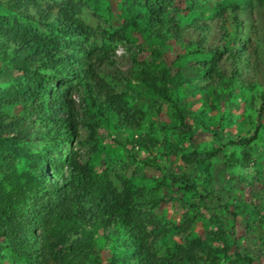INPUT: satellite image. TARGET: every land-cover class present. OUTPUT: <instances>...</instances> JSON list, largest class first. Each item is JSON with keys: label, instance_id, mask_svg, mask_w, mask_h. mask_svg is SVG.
<instances>
[{"label": "rangeland", "instance_id": "obj_1", "mask_svg": "<svg viewBox=\"0 0 264 264\" xmlns=\"http://www.w3.org/2000/svg\"><path fill=\"white\" fill-rule=\"evenodd\" d=\"M71 1L80 4L79 16L98 32L87 37L47 25H58L59 9ZM140 2L145 0H37L22 7L0 6L7 25L33 26L44 35L57 36L61 43L57 57L83 60L100 49L88 62L122 93L130 111L141 116L139 124L130 125L104 111L99 105L104 97L86 77L87 64L76 67L66 62L50 70L60 76L51 91L67 89L69 99L76 102L78 135L69 127L61 134L56 129L49 131L33 108L36 104L26 97L3 108L7 121L24 119L29 132L26 139L8 143L47 153L50 166L58 160L66 168L68 159L77 153L97 173L108 174L118 191L124 193L131 187L134 195L122 211L132 206L154 219L148 229L159 256L176 243L197 239L209 240L219 249L200 264L212 260L234 264L236 254L241 258L238 264H264L263 124L257 138H252L264 108V6L258 0H171L164 9L166 37L158 40L160 25L149 27L142 21ZM113 33L123 38H110ZM0 40L14 44L3 36ZM213 55L228 77L234 69L240 71L241 80L233 87H217L199 72L200 62ZM135 58L147 69L148 81L138 77ZM5 63L2 60L0 87L13 95L26 93L31 86L29 77ZM44 63L35 66L43 69ZM157 65L166 72L167 94L172 100L156 88L162 77ZM94 120L99 121L95 137L87 124ZM170 143L176 145L175 153H166ZM244 143L256 155L262 151L263 157L253 158L247 166L236 162L231 153H242ZM185 153L197 154V159L187 163L182 157ZM180 176L190 190L176 179ZM189 220L191 227L179 232L178 227ZM94 236L100 256L95 264H111L113 251L118 255L127 252L124 241L129 232L124 228L101 229ZM224 243L230 248H223ZM37 259L30 264H41L42 257ZM0 264L27 263L6 252Z\"/></svg>", "mask_w": 264, "mask_h": 264}, {"label": "trees", "instance_id": "obj_2", "mask_svg": "<svg viewBox=\"0 0 264 264\" xmlns=\"http://www.w3.org/2000/svg\"><path fill=\"white\" fill-rule=\"evenodd\" d=\"M36 1L0 0V6L5 3L22 7ZM170 1L145 0L144 3H139L143 9L140 13L142 21L149 27L160 25L159 33L155 36L158 40L166 37L164 29L167 22L164 9ZM258 3L264 6V0H258ZM80 12V4L71 1L59 9L60 23L47 25L66 34L87 37L94 35L98 28L84 21L79 16ZM8 22L5 15H0V38L3 36L8 42L14 43H3L0 40V68L4 60L9 68L21 71L29 77L31 86L22 95L7 93L0 87V259L7 252L11 258L22 259L27 264L33 263L39 257H42L41 264H95L100 258L96 249L95 233L117 226L129 232L128 241H124L127 252L118 255L113 251L111 264H200L209 254L217 255L219 249L214 248L209 240L192 239L186 244L176 243L165 255L159 256L153 250L148 229V222L154 219H150L146 211L132 206L122 211V206L134 195L131 187L124 193L118 191L108 174L97 173L93 166L89 162H83L77 153L68 159L65 168L58 160L50 166L47 153L32 152L26 146L9 145L11 140L26 139L29 132L24 127V119L7 121L3 108L5 104L26 97L36 104L33 108H36L42 124L47 126L49 131L56 129L61 134L69 127L76 136L78 135L80 120L76 102L69 99L67 89L51 91L60 76L50 70L66 62L76 67L87 64L86 77L93 82L98 95L104 97L99 103L104 111L111 112L113 116L127 121L130 125L139 124L141 116L130 111L122 93L100 75L94 63L88 62V58H95L100 49L91 51L83 60H67L57 57L61 54V43L57 36L44 35L33 26L7 25ZM225 32L230 35L229 29L225 28ZM109 36L112 39L123 38L118 33ZM230 40L231 38L228 40L229 44ZM232 51L230 50L229 55L233 57V62H236L235 52ZM215 54H218V51H215ZM42 60L45 62L43 69L35 66ZM134 61L138 77L148 81L147 69L138 59L135 58ZM157 69L162 72V77L159 78L160 85L156 88L164 98L172 100L167 94L169 86L165 80L166 72H163L159 65ZM199 72L201 75H208L217 87L222 89L231 88L235 82L241 80L238 69H234L228 77L226 70L221 69L216 55L203 59L199 64ZM262 97L264 99V93ZM37 99L41 100V103L38 104ZM46 101L48 107L45 105ZM96 104L97 102L94 106ZM178 110L183 120V109L179 105ZM61 113L66 115L57 118ZM263 115L264 108L260 111L259 124L253 139L257 138L261 124L264 126ZM87 124L95 137L99 121L94 120ZM170 145L166 153H175L176 145ZM252 148L248 143H244L242 153L235 150L231 153V158H235L236 162L243 166H247L253 158L261 159L264 150L262 149L263 153L260 151L261 155H256ZM197 156L185 153L182 157L185 162L191 163ZM259 162L257 161L258 164ZM176 179L185 184L186 190L191 189L186 180H183V176ZM191 222L189 220L180 225L179 232L187 231ZM37 230L40 233H37ZM223 248L230 247L224 243ZM236 257L232 261L234 264L241 260L237 254ZM211 264H214L213 260Z\"/></svg>", "mask_w": 264, "mask_h": 264}]
</instances>
